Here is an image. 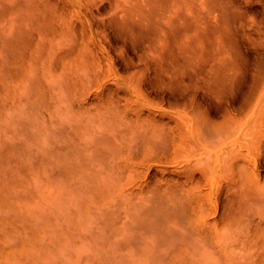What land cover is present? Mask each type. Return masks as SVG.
<instances>
[{
    "label": "bare ground",
    "instance_id": "6f19581e",
    "mask_svg": "<svg viewBox=\"0 0 264 264\" xmlns=\"http://www.w3.org/2000/svg\"><path fill=\"white\" fill-rule=\"evenodd\" d=\"M38 1L42 14L0 1V264H103L128 223L170 219L141 233L168 230V256L142 240L150 255L130 250L131 264H264V65L240 105L213 114L197 86L170 99L147 83L125 52L146 38L115 43L132 9Z\"/></svg>",
    "mask_w": 264,
    "mask_h": 264
},
{
    "label": "rangeland",
    "instance_id": "374dc122",
    "mask_svg": "<svg viewBox=\"0 0 264 264\" xmlns=\"http://www.w3.org/2000/svg\"><path fill=\"white\" fill-rule=\"evenodd\" d=\"M0 1L3 3L5 2V4H11L15 2V0H0ZM16 2L19 3L20 6L17 5ZM16 2H15L16 3L15 8L16 10L21 11V14H22V9H24L25 13L33 11L36 12L37 14H42V12H44V6L42 7L43 3L41 2L39 4L38 0H34V2L33 0H19V2L17 0ZM115 6L116 8H118V10L124 8L126 10L130 9V11L132 9V12H134V13L132 12L129 13L127 10L128 16L131 18L132 15L133 16L132 18H134L133 20L132 18L131 19L128 18V19H130L133 22L128 20L127 17H125V19H127V21L125 20L126 22H124L125 24L123 22H120L124 24V27L126 28L124 27L122 28L123 25L121 24L122 25L121 26L120 23L118 24L119 28L116 27L117 25L116 23L114 24L113 26V28L115 29L114 31L116 34L119 31L118 33L119 35L117 34V36L120 37V40L118 39L119 37L116 38L115 43L116 44L118 43V46L122 47L123 43L126 46L127 45L129 46L131 44L129 42H131V40L132 41L134 40L133 39L134 36L136 40H137V36H139L140 38H142L143 36L144 38L147 39V41L146 39H144L142 42L140 41L141 39L138 37V40L139 39L140 40L138 42L137 41L135 42H137L136 45L137 48L139 49L135 47L136 45L133 47H135L137 50H135V48L134 50H131L133 48L132 46L125 47L126 55H129V57L133 58L135 63H140V65L143 66L142 68H145L144 71H146L147 74L146 76L149 75L148 78L146 77L148 81L147 83H150L149 85H152L153 83V85L154 84L156 85V86L154 85L156 88L158 87L157 88L158 90L156 89L155 91L161 92L163 90L165 91V93L167 94L169 93L168 94L169 97L166 96L167 98L172 99L171 97L173 95L175 96V94L178 96L180 89L181 88L184 89L185 86H189V88L187 89L188 93H191L193 88L197 89L196 88L197 86L198 87L197 97L199 101L204 105V107L208 108V110L211 113L217 114L218 112L220 113L221 110L227 106L225 100H229V102L233 106L240 105L245 99V97L248 95V92L251 89V87L255 84L256 76L259 74L260 69L264 65V0H110V2L104 0V2L100 4L99 13L104 14L106 12L107 14L108 11L110 12L112 9H114ZM103 14L102 16L105 15ZM118 20L120 21L121 19H117L115 22H118ZM7 24H9V21L7 22ZM117 28L119 30H117ZM129 29H132L130 30V33L134 31L132 32L134 36L129 34ZM126 31L128 32V34L126 33ZM121 32L123 34L124 33L126 34V36L124 35V38L128 36L126 40H123L124 38L122 35L121 36L123 39L121 38L120 36ZM147 37H149V39ZM138 43L147 44V46L143 44H140V46H138ZM141 47L143 48V52H144L143 55L147 54L144 60H147V57L148 60L150 59L153 60L152 57H154L155 60L153 61L154 63L152 65L148 60L147 61L149 63L143 60L142 57L144 56L139 55V53L141 54L142 51L140 50ZM132 51H135V54ZM148 54L151 56L150 59H149L150 56ZM143 61L146 62V64L148 63L149 65L147 64L146 66V64L143 63ZM155 65H158V67H155ZM160 65L165 70V71L163 70L162 73L163 72L166 73L164 74L161 73L162 69L161 67L159 68ZM148 66H151V68L152 67L153 68L151 69ZM158 69L160 70V72L158 71ZM156 74H159L160 76L157 75V77H155L154 75ZM150 76L152 77L150 78ZM155 78L156 80H158L156 81L157 83L155 82ZM157 84H159V86H157ZM161 84L162 87L160 86ZM165 85L166 87H164ZM174 86L175 88H178V90L175 92L172 90L175 89ZM167 89L169 90V92H167L168 91ZM195 89H193V91ZM213 95L219 96V99L214 98ZM39 128L41 131H43V125H40ZM41 136L43 137L46 135L44 134ZM141 213L144 215V212L142 210ZM159 213L161 212H158V214ZM147 214L145 216H147ZM163 215L160 216L159 214L160 219L162 218L169 219V217L165 218L166 216L163 217ZM145 218L148 219L147 217ZM164 221L161 220L160 222L161 225L164 224L162 223ZM170 221L171 219L168 221L169 224L172 223V222L170 223ZM131 223L128 224L130 226L133 225L132 227H130L128 224L126 226H129L131 230H129L128 227L127 228L129 232L132 231L133 234L131 233L129 234V232L126 229V226H124L125 228L122 229L119 237V239L122 240L121 241L119 240V242L116 243V245L119 244L118 245L119 248H116L117 250L115 249L114 251L115 253H112L113 250H111L108 253L107 258H105L108 261L103 260L105 262V263L103 262V264H107V263L120 264L122 257L124 258V256L125 259L124 261L122 260L121 264H131V262H134L132 261L134 258H132L133 253L132 255L129 253L130 250L137 253L139 256L142 255V258L144 257V255L146 256L150 255L149 253L148 254L146 253L147 250H145L144 248L143 249L145 250V252L144 250L141 251L142 247H140L139 242H141V244L144 242L143 244H145V242L147 241L148 242L152 241L156 246H161V245H165L166 241H168L166 240L167 235L164 236V234L168 233L167 232L168 230L166 231V233L164 232L162 234L164 237L163 236L161 237L162 239L166 237L165 243H164V239L162 242L159 240L161 239L159 238L161 232L160 235L154 240L156 236L155 237L154 235L152 236V234L154 233H152L150 231L151 229L149 228H152L153 226L157 227L158 225L161 227L160 223L157 224L158 222L157 223L155 222L156 225H152V226H150L152 222L149 223L148 228H143L139 226L137 221H136L137 224L135 222L133 224ZM169 224L167 225L169 226ZM167 225H163L164 228L166 226V229H168ZM134 226L135 229H133ZM160 227L159 229L158 228L156 229H158V231H161ZM164 228H162V232L165 230ZM170 228L173 229L172 226H170L169 229ZM156 229L153 228V231H157ZM148 230L150 235L146 233ZM142 231L145 234L142 233ZM141 233L144 234L145 236H152L154 238L147 239L144 236L142 237ZM140 234L143 239H141L140 237L139 240ZM131 235L132 237L130 238ZM134 235H136L138 241ZM174 235H175L174 233L171 234V236H168L170 237V239L169 238L168 239L169 240H171V238L172 240L175 239L176 237L173 238ZM126 236L128 238H125ZM176 239L178 241L179 237ZM142 240L145 241L142 242ZM130 242L132 247L129 249V247L131 246ZM137 242L139 243V245L138 244L136 245ZM168 242H169L168 246H171L172 244L170 243V241ZM157 243H159V245ZM123 244H127L128 246L126 249H123L124 251L120 250L121 249L120 246ZM148 244L150 245V242L147 243V245ZM147 245L145 244L146 247L144 245L143 246L145 248H148L149 245L148 246ZM152 245L153 244H151L149 248L154 252V250H156L157 247L155 246L156 248L152 249L154 248L153 247L154 245L153 246ZM163 247L164 246H161V248ZM164 248L165 249H162L163 255H166L167 257L168 256V252L166 251L168 248L167 245ZM137 249L139 250L137 251ZM158 249L160 248L158 247ZM151 250L149 252L152 254ZM121 251L126 254L123 256V253ZM125 251H128V255L127 252ZM139 251L144 253H140ZM164 252L167 254H165ZM201 252H203V249L201 250ZM135 253L134 256L137 255V254L135 255ZM159 253L160 252L158 251L156 254L158 255ZM113 255L116 256V258H114ZM118 255L120 256L122 255V257L118 258ZM126 255L131 256V258L130 257L127 258ZM163 255L161 252V254L157 256V260H155L156 259L155 257H154L155 259H153L152 257L153 260L151 262L154 261L152 264H157L156 263L157 261L160 262L159 258H161V260L163 259L164 262L166 257H164ZM206 255L204 254L203 256L204 258L202 261L207 260ZM208 256H211V258L215 259L213 255L209 254ZM137 257H135V260ZM130 259L132 260L129 261ZM137 260L138 261H135L136 262L135 264H138L139 262L140 264H143L141 263V261L142 262L146 261V259H144L145 261H143L142 259H138V258ZM151 262H149V264ZM205 262H206L205 264L211 263V261L209 263H207V261Z\"/></svg>",
    "mask_w": 264,
    "mask_h": 264
}]
</instances>
